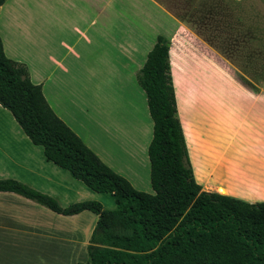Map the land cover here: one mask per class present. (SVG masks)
Masks as SVG:
<instances>
[{"label": "crops", "instance_id": "0c3cea01", "mask_svg": "<svg viewBox=\"0 0 264 264\" xmlns=\"http://www.w3.org/2000/svg\"><path fill=\"white\" fill-rule=\"evenodd\" d=\"M32 2H38V26L41 24L40 18L49 14L53 15L58 23L67 25L70 33L74 34L75 42L66 46V56L81 60L77 45H82L85 49H92L94 45L104 46L106 49L107 65L101 67V76H118L113 83L114 96L108 95L105 98L103 94L102 100L91 102V92L87 90L82 97L89 101L88 106L98 108V112L106 114L108 120H112L111 123L115 124L110 126L106 119L96 120V123L101 125L107 122L106 135L113 146L115 145L114 153L104 148L101 139L96 140L94 136H87L74 123V120H67L55 104L50 105L43 90L42 79L32 81L29 67L20 57L7 53L0 36L6 56L27 67L30 80L33 84L41 85L43 95L54 113L105 165L127 179L131 185L135 184L133 180L139 183L148 181V178L150 180L148 148L153 138V121L149 114L146 94L139 85L137 76L157 39L134 74L135 89L143 96L144 116L139 104L133 103L132 91L125 83L126 76L133 75L132 71H128L129 59L125 51V33L134 32L135 34L141 31L140 24L135 23L128 16L142 17L141 4L133 3L132 0L129 2L121 0H6L0 7V13L6 12L9 24L16 28L18 33L32 31L26 25L29 18L36 17L32 15L31 10L26 14ZM146 5L150 9H156L150 3ZM242 11L247 27H260L261 53L264 62V13L254 14L250 11ZM236 16L238 17V14ZM252 18H256L259 23H254ZM181 34L186 37L184 32ZM186 39L193 45L198 56L195 61L182 64L181 67L180 73L184 79L181 88L182 96H185L186 101L184 105L183 101L180 102L174 79L177 72L174 73L171 61L173 45L168 44V46L178 118L183 128L195 181L205 192L218 193L250 204L264 203V82L255 81L206 45L190 40L189 37ZM65 58L54 59L53 57L52 59L55 61V66L64 72L68 71L64 64ZM194 76L205 77V79L201 77L204 80L202 90L208 93L209 100L190 105L188 101H190L191 90L189 88ZM211 79H214L213 87ZM222 86L224 90L230 89L232 92L246 91L251 102L242 106L227 105L228 102L223 99ZM97 90H100V87ZM87 110L89 111V108ZM204 112H209L212 116V121L207 124L199 116V113ZM191 113L195 116L190 115ZM10 115L9 111L0 106V179H13L45 194L47 189L37 187L36 184H42L43 187L55 183L53 175H48L46 172V168L51 163L66 173L62 174L65 183L61 187L63 192H72L71 188L77 187L76 182L73 181L77 180L67 170L48 161L44 155V148L33 144ZM146 132L147 134L143 137ZM136 188L138 189V185H135ZM40 207L43 206L18 194L0 192V243L11 247L10 252L16 255H22L23 258L26 255V258H31L29 260L24 258V264L86 262L87 247L97 223L93 217L88 216V213L92 212L84 211L73 216H62L49 209V212H46ZM115 208L116 204L109 210Z\"/></svg>", "mask_w": 264, "mask_h": 264}, {"label": "trees", "instance_id": "16d2710c", "mask_svg": "<svg viewBox=\"0 0 264 264\" xmlns=\"http://www.w3.org/2000/svg\"><path fill=\"white\" fill-rule=\"evenodd\" d=\"M137 80L153 121L148 148L153 194L136 190L85 145L51 109L27 67L6 56L0 38V106L33 144L44 148L48 161L92 191L112 194L116 208L96 201L62 207L54 197L13 179H0V192L62 216L97 215L88 261L77 264H264V203L205 192L195 181L163 36L157 37Z\"/></svg>", "mask_w": 264, "mask_h": 264}, {"label": "rangeland", "instance_id": "374dc122", "mask_svg": "<svg viewBox=\"0 0 264 264\" xmlns=\"http://www.w3.org/2000/svg\"><path fill=\"white\" fill-rule=\"evenodd\" d=\"M121 1L129 2V0ZM132 1L133 3L141 4L142 17L135 14L137 16H128V18L140 24L139 28L141 31H137L135 34L134 32L125 33V51L129 59L128 71L133 73L132 76H126L125 83L132 91L133 103L139 104L143 116V96L135 89L134 74L159 35L164 36L168 44L173 45L171 61L174 73L177 72L174 79L179 91L180 102L183 101V105L186 101L184 100L185 96H182L181 88L184 79L180 73L181 67L182 64L195 61L198 56L195 48L190 41L188 42L186 37L213 49L218 55L235 64L259 83H261L260 81L264 82L260 27H247L248 25L245 24L246 20L244 19L245 15H243L244 12L242 11H250L254 14L264 13V0ZM34 3L30 4V8L26 12L27 14L31 10L32 15L36 16L29 18V22L26 24L32 29L30 33H18L16 28L9 24L6 12L0 13V36L7 53L23 60L29 67L32 81L36 82L42 79L43 90L50 105L55 104L67 120H74L75 122H73L87 136H94L96 140L98 138L101 139L100 141L104 148L108 152L114 153L115 145L113 146L106 135L105 125L107 122H103L102 125L96 123L98 119L108 120V116L106 114L103 115L101 111L98 112V108L95 109L92 105L88 106L89 101L87 102L82 97L84 91L87 90L91 92V102L102 100L103 94L105 98L108 95L114 96L113 83L118 76H101V67L107 65L106 49L104 46L97 45H94L92 49H85L82 45H77V52L82 57L81 60H75L69 55L66 56V46L75 42L74 34L70 33L67 25L64 26V23H58L55 17L49 14L44 15V18H40L41 24L38 26V2ZM145 3H150L156 9H150ZM237 14L238 17L236 16ZM252 19L254 23H259L256 18ZM181 32H184L186 37L182 36ZM53 57L54 59L66 57L64 64L68 71L64 72L56 67L55 61L52 60ZM201 77L205 79L204 76ZM201 77L194 76L191 81V88H189L191 90L189 94L190 101H188L190 105L192 103L196 105L198 101L204 103L209 100L208 93L202 90L204 80ZM210 82L213 87L214 79H211ZM98 87H100V90H97ZM222 89L224 90L223 86ZM223 94V99L228 102L227 105L229 106H242L251 102L246 91L232 92L230 89H225ZM87 108H89V111ZM190 115L195 116L193 113ZM199 116L206 124L212 121V116L209 115V112L199 113ZM111 121L108 120V124L115 126ZM146 134L147 132L144 133L143 137ZM48 166L46 172L48 175H53L55 183L43 187L41 186L42 184H36V186L47 189L45 194L57 199L61 206L66 207L83 201H96L106 209L114 207L115 199L112 195L94 193L81 182L73 181L76 182L77 187L71 188L72 192L64 193L61 187L65 185L62 175L65 171L58 169L51 163ZM133 181L135 183L132 184L134 188L135 185H138L137 190L141 189L140 191L142 192L153 194L149 178L148 181L140 183L137 180ZM40 208L49 212L46 208ZM88 214L97 222V216L92 213ZM10 251H12L11 247L0 243V264H24V258L31 259L26 258V255L23 258L22 255H16Z\"/></svg>", "mask_w": 264, "mask_h": 264}]
</instances>
